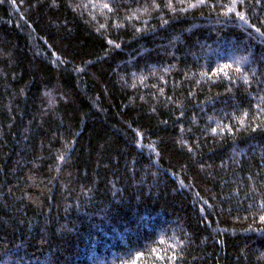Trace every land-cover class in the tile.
<instances>
[{
    "label": "trees",
    "instance_id": "obj_1",
    "mask_svg": "<svg viewBox=\"0 0 264 264\" xmlns=\"http://www.w3.org/2000/svg\"><path fill=\"white\" fill-rule=\"evenodd\" d=\"M0 264H264V0H0Z\"/></svg>",
    "mask_w": 264,
    "mask_h": 264
}]
</instances>
